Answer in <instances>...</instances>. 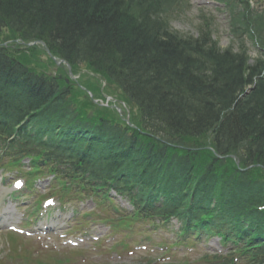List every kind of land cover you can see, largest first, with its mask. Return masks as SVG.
Segmentation results:
<instances>
[{
	"label": "trees",
	"instance_id": "obj_1",
	"mask_svg": "<svg viewBox=\"0 0 264 264\" xmlns=\"http://www.w3.org/2000/svg\"><path fill=\"white\" fill-rule=\"evenodd\" d=\"M226 1L237 50L213 40L208 19L198 37L171 31L167 17L182 0H0V30L44 39L54 54L86 64L138 107L140 129L111 115L99 119L91 140L107 154L92 163L120 191L168 179L164 191L182 198L176 208H160L163 213L187 226L240 228L245 218L255 237H264V211L257 209L264 204L263 168L242 172L233 159L207 148L235 154L242 167L264 166V51L250 64L243 36L254 32L262 49L264 38L248 0ZM43 87L47 96L55 92ZM69 106L59 99V118L72 116ZM88 161L82 160L83 170L68 168L84 180ZM68 168L54 169L69 174Z\"/></svg>",
	"mask_w": 264,
	"mask_h": 264
},
{
	"label": "rangeland",
	"instance_id": "obj_2",
	"mask_svg": "<svg viewBox=\"0 0 264 264\" xmlns=\"http://www.w3.org/2000/svg\"><path fill=\"white\" fill-rule=\"evenodd\" d=\"M201 13H206L207 15H211L215 22L217 23L216 26L214 25V38L219 41V44L222 47L228 46L230 42V37L227 34V29H226V13H223L222 11L218 10L217 7L211 3L210 0H191L189 3V6L187 8L182 9V11H179L177 14L173 16V21H172V26L175 30L181 32V33H190V34H197V28L199 25V20H200V14ZM251 56L255 57L256 53L254 51H251ZM87 74H82V76H86ZM49 183V181H47ZM48 187L46 190H43L47 192ZM123 206L126 205V203L123 201H120ZM84 208L85 209H92L94 207V203L89 200L85 199L83 200ZM78 206L81 208V204L77 203ZM74 226V225H73ZM72 226V227H73ZM87 228L91 230V233L95 234L94 232L97 231V236L98 237H104L105 235L108 234L109 228L105 224L101 223H90ZM79 235L80 233H72ZM4 235H0V257L5 256L6 250H7V242L4 239ZM210 244H214V241L218 243L216 238H211ZM208 240V241H209ZM58 243L61 245L59 239H57ZM2 244H5L4 246ZM92 244L87 245L86 243L81 245L88 247L89 253L87 256H93L95 255V250H91ZM63 246V245H61ZM210 248V247H209ZM67 249L71 250L73 253L71 254V258L74 260H77L79 257L75 253V249H73L70 246L64 247L60 249L57 252H51L50 255H53L54 257H60L61 255H64L67 252ZM211 249V248H210ZM210 249L203 250V252H209L212 254L213 252ZM45 255V253H42ZM108 260H112L113 264L116 263H122L126 262L125 264H133L136 260L131 259L130 257H124L121 258L119 256L113 257L112 254H107ZM94 260V259H93ZM5 261V260H3ZM120 261V262H119ZM78 262L77 264H79Z\"/></svg>",
	"mask_w": 264,
	"mask_h": 264
},
{
	"label": "bare ground",
	"instance_id": "obj_3",
	"mask_svg": "<svg viewBox=\"0 0 264 264\" xmlns=\"http://www.w3.org/2000/svg\"><path fill=\"white\" fill-rule=\"evenodd\" d=\"M14 82H15V84L17 86L21 87L26 82V79L25 78H22V77H15ZM49 93H50V91H49ZM58 113H59V110H54L53 111V114H58ZM48 130L51 131L52 129H48ZM142 185H144V182H142Z\"/></svg>",
	"mask_w": 264,
	"mask_h": 264
},
{
	"label": "snow or ice",
	"instance_id": "obj_4",
	"mask_svg": "<svg viewBox=\"0 0 264 264\" xmlns=\"http://www.w3.org/2000/svg\"><path fill=\"white\" fill-rule=\"evenodd\" d=\"M49 203H52L51 201Z\"/></svg>",
	"mask_w": 264,
	"mask_h": 264
}]
</instances>
